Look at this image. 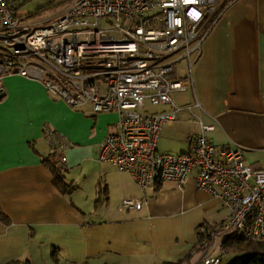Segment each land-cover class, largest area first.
Segmentation results:
<instances>
[{
  "label": "crops",
  "instance_id": "1",
  "mask_svg": "<svg viewBox=\"0 0 264 264\" xmlns=\"http://www.w3.org/2000/svg\"><path fill=\"white\" fill-rule=\"evenodd\" d=\"M28 2L22 1L19 15L26 16L20 10ZM219 2L200 52L191 57L192 88L171 95L182 111L164 126L158 151L187 153L189 138L201 134L200 120L214 125L206 135L215 146H238L247 163L264 169V0ZM171 60L178 78L188 79L186 60L178 54ZM2 85L0 211L8 224L0 222V264H164L189 254L187 264H195L202 258L203 252L191 254L198 229L225 223L229 211L197 188L196 171L183 187L167 181L143 193L130 175L98 159L99 144L116 131V113L95 115L89 104L70 108L40 82L17 75L5 76ZM189 106H194L191 111ZM158 107L149 112L169 110ZM46 128L62 141L63 174L77 187L70 196L56 190L43 164L53 161ZM125 199L140 200L141 209L121 207ZM214 244L210 257L218 255ZM224 260L228 264L231 256L225 255L221 264Z\"/></svg>",
  "mask_w": 264,
  "mask_h": 264
},
{
  "label": "built area",
  "instance_id": "2",
  "mask_svg": "<svg viewBox=\"0 0 264 264\" xmlns=\"http://www.w3.org/2000/svg\"><path fill=\"white\" fill-rule=\"evenodd\" d=\"M22 1L0 0V96L2 79L17 75L40 82L70 108L89 104L95 115L116 113V131L98 147L101 162L130 175L143 193L167 181L183 187L196 171L197 188L228 209L223 225L246 241L264 242V169L247 163L242 148H218L206 135L214 125L198 120L201 134L189 138L187 153L158 151L164 126L182 111L171 95L192 88L191 57L220 0H65L57 17L42 22L18 14ZM177 54L186 60L188 79L178 78L171 60ZM164 105L168 111L149 112ZM44 135L64 171L61 139L49 128ZM141 206L121 202L126 209ZM221 260L212 256L203 264Z\"/></svg>",
  "mask_w": 264,
  "mask_h": 264
},
{
  "label": "trees",
  "instance_id": "3",
  "mask_svg": "<svg viewBox=\"0 0 264 264\" xmlns=\"http://www.w3.org/2000/svg\"><path fill=\"white\" fill-rule=\"evenodd\" d=\"M58 5V2H51L39 7L37 10L31 14H27L28 18H35L40 12L52 9ZM54 155L49 156L52 158ZM44 166L50 171L52 175V184L56 190L63 196H70L76 190L77 187L72 182H67L63 171H60L55 164L50 162V159L43 161ZM0 222L7 223L8 219L0 211ZM224 224V223H223ZM219 225H207L204 224L200 226L197 233V242L193 249V253L203 254L214 244L217 238H220L219 245L225 250L226 254L231 256V260L228 264H264V242L260 241H246L243 238L237 236V233L224 226ZM224 255V256H225ZM222 257L220 253L217 255ZM204 257V255H202ZM192 256L187 255L184 259L178 260L176 262H167L164 264H187L191 260ZM54 263L58 262L56 253L53 254ZM4 264H23L21 261L12 260Z\"/></svg>",
  "mask_w": 264,
  "mask_h": 264
},
{
  "label": "rangeland",
  "instance_id": "4",
  "mask_svg": "<svg viewBox=\"0 0 264 264\" xmlns=\"http://www.w3.org/2000/svg\"><path fill=\"white\" fill-rule=\"evenodd\" d=\"M29 2L26 4V5H24L23 6V9L22 10H20V13H23V14H26L27 15V13H28V11H30V10H32V9H34V8H36V7H38L39 5L41 6V4H45L47 1L46 0H28ZM229 1V0H228ZM219 2V1H218ZM217 2V3H218ZM220 2H221V0H220ZM219 2V3H220ZM227 2V1H226ZM67 1H65V0H61V2H58V5L55 7V8H53L52 10H49V11H46V12H44V13H42V14H40V15H38V16H36L35 18H31L30 20H37V19H40V17L42 18H46L47 17V15H57L58 14V12H61L64 8H65V6H67ZM225 5V2H223V4H222V7ZM35 6V7H34ZM222 7H220V9L222 8ZM216 8H217V4H216ZM216 13H217V10H216ZM44 16H46V17H44ZM26 17V16H25ZM198 52H200V49H199V51ZM181 65V67L183 66V64H179V65H177V66H180ZM61 101V100H60ZM149 105H148V103H147V107H148ZM159 109V107L158 106H154V107H151V110L154 112V111H156V110H158ZM238 147V146H237ZM62 156H64L63 154H62ZM65 157V156H64ZM53 161H52V164L54 163L55 164V166H57V162H56V159L54 158V157H52L51 158ZM53 164V165H54ZM63 167H65V166H63ZM67 168H65L64 170H66ZM75 172H73V174H74ZM80 196L82 195V193H80L79 194ZM102 209L101 208H99L98 209V211H101ZM214 245H216V249H217V251H218V253L220 252V249H219V242H217L216 244H214ZM212 250V249H211ZM209 251V249L203 254V255H205V254H207L206 256H204V257H202L200 260L199 259H197V261L196 262H194L195 264H203V262L204 261H206V259H208V258H210V255H211V253H212V251ZM225 251V250H224ZM225 254H226V252H225ZM195 261V260H194ZM199 261V262H198ZM223 263L224 264H226V260H224L223 261ZM222 263V264H223ZM193 264V263H192Z\"/></svg>",
  "mask_w": 264,
  "mask_h": 264
},
{
  "label": "water",
  "instance_id": "5",
  "mask_svg": "<svg viewBox=\"0 0 264 264\" xmlns=\"http://www.w3.org/2000/svg\"><path fill=\"white\" fill-rule=\"evenodd\" d=\"M2 98V96H0V99Z\"/></svg>",
  "mask_w": 264,
  "mask_h": 264
}]
</instances>
